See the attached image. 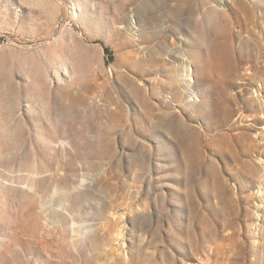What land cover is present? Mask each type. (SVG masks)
<instances>
[{"label": "rangeland", "instance_id": "rangeland-1", "mask_svg": "<svg viewBox=\"0 0 264 264\" xmlns=\"http://www.w3.org/2000/svg\"><path fill=\"white\" fill-rule=\"evenodd\" d=\"M0 264H264V0H0Z\"/></svg>", "mask_w": 264, "mask_h": 264}]
</instances>
